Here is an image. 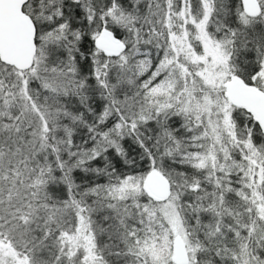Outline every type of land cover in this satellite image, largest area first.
I'll list each match as a JSON object with an SVG mask.
<instances>
[{
	"label": "snow or ice",
	"instance_id": "obj_1",
	"mask_svg": "<svg viewBox=\"0 0 264 264\" xmlns=\"http://www.w3.org/2000/svg\"><path fill=\"white\" fill-rule=\"evenodd\" d=\"M0 264H264V0H0Z\"/></svg>",
	"mask_w": 264,
	"mask_h": 264
},
{
	"label": "rangeland",
	"instance_id": "obj_2",
	"mask_svg": "<svg viewBox=\"0 0 264 264\" xmlns=\"http://www.w3.org/2000/svg\"><path fill=\"white\" fill-rule=\"evenodd\" d=\"M77 175H79V174L77 173ZM94 219H99V217H94Z\"/></svg>",
	"mask_w": 264,
	"mask_h": 264
},
{
	"label": "trees",
	"instance_id": "obj_3",
	"mask_svg": "<svg viewBox=\"0 0 264 264\" xmlns=\"http://www.w3.org/2000/svg\"><path fill=\"white\" fill-rule=\"evenodd\" d=\"M236 3H239V0H236Z\"/></svg>",
	"mask_w": 264,
	"mask_h": 264
}]
</instances>
